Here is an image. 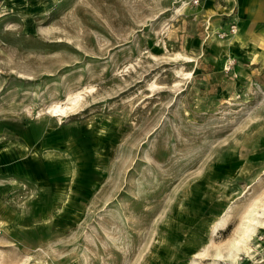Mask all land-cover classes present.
<instances>
[{"label": "rangeland", "instance_id": "374dc122", "mask_svg": "<svg viewBox=\"0 0 264 264\" xmlns=\"http://www.w3.org/2000/svg\"><path fill=\"white\" fill-rule=\"evenodd\" d=\"M243 1L0 0V152L41 141L0 193V264H264V21Z\"/></svg>", "mask_w": 264, "mask_h": 264}, {"label": "crops", "instance_id": "0c3cea01", "mask_svg": "<svg viewBox=\"0 0 264 264\" xmlns=\"http://www.w3.org/2000/svg\"><path fill=\"white\" fill-rule=\"evenodd\" d=\"M245 1H248L246 3ZM245 11L256 18L258 24L260 21H264V0H244ZM264 25V23H263ZM27 139H11V141L5 142L1 146L0 152V193L5 194L11 188V186L21 177L27 178L26 176L33 175L32 170L28 172L25 158L31 156L32 151L35 152L39 149V139L36 137H28ZM41 142V141H40ZM36 145V147H34ZM29 150V152H27ZM26 151V153H25ZM28 159V158H27ZM31 178L41 182L37 176ZM22 181V180H21ZM43 184V183H41ZM4 197V196H2ZM3 200H5L3 198Z\"/></svg>", "mask_w": 264, "mask_h": 264}, {"label": "bare ground", "instance_id": "6f19581e", "mask_svg": "<svg viewBox=\"0 0 264 264\" xmlns=\"http://www.w3.org/2000/svg\"><path fill=\"white\" fill-rule=\"evenodd\" d=\"M78 101H76V98H69L65 103L62 104H57L55 106H53L49 111H51L53 113V115H63L68 108L70 107V104H76ZM255 211L256 208L253 209L252 211L249 212L248 219L245 221V226H244V234L243 235H247L249 234L251 230V222L255 220Z\"/></svg>", "mask_w": 264, "mask_h": 264}]
</instances>
